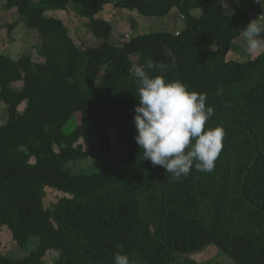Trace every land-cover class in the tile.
I'll list each match as a JSON object with an SVG mask.
<instances>
[{
	"label": "trees",
	"instance_id": "obj_1",
	"mask_svg": "<svg viewBox=\"0 0 264 264\" xmlns=\"http://www.w3.org/2000/svg\"><path fill=\"white\" fill-rule=\"evenodd\" d=\"M259 14L264 0H245ZM40 38L42 62L30 54L17 60L0 54V102L8 118L0 125V227L27 249L20 259L0 251V264H113L122 249L130 264H189L188 255L213 245L235 264H264V50L241 62L227 59L234 40L251 20L223 0H4ZM73 11L97 41L77 46L63 21L47 11ZM106 5L164 17L176 8L185 28L110 42L112 25L99 17ZM201 9L199 16L192 11ZM18 21L5 25L8 35ZM131 27L136 23L132 20ZM175 66L179 80L206 96L214 114L205 128L225 131L222 151L210 173L193 168L179 181L143 159L133 137L138 104L137 66L151 60ZM147 70V69H145ZM150 72V75H156ZM255 80L233 95L232 84ZM22 83L14 88V83ZM25 103L22 113L18 107ZM75 113L79 122L63 128ZM121 158L98 172L71 173L65 166L109 151ZM56 148V150H55ZM34 160L32 163L31 160ZM65 196L45 207V188Z\"/></svg>",
	"mask_w": 264,
	"mask_h": 264
},
{
	"label": "clouds",
	"instance_id": "obj_2",
	"mask_svg": "<svg viewBox=\"0 0 264 264\" xmlns=\"http://www.w3.org/2000/svg\"><path fill=\"white\" fill-rule=\"evenodd\" d=\"M240 36L247 52L264 48V23L258 19L250 21ZM164 53L171 58V64L149 60L135 69L139 99L134 107L137 134L133 139L142 150L143 159L171 173L173 181H179L193 168L202 173L214 170L225 131L219 126L205 128L214 109L206 106L204 94L188 90L179 80L165 79L167 71L175 66V56L167 47ZM113 264H130V259L121 249L114 254Z\"/></svg>",
	"mask_w": 264,
	"mask_h": 264
},
{
	"label": "rangeland",
	"instance_id": "obj_3",
	"mask_svg": "<svg viewBox=\"0 0 264 264\" xmlns=\"http://www.w3.org/2000/svg\"><path fill=\"white\" fill-rule=\"evenodd\" d=\"M37 3L38 0H32ZM224 9L229 12L235 5L244 7L248 10L251 20H256L264 23V3L261 5L259 14L251 10L245 0H223ZM201 9H195L192 14L199 16ZM47 16L61 19L68 29L69 36L73 42L80 47L95 46L97 41L94 39L89 29L85 25V19L79 17L73 11V5H69L65 11L53 10L47 11ZM100 18L107 20L112 25V36L110 42L113 44H121L129 38L138 35L156 32H170L177 34L184 30L185 24L180 17L176 8H173L170 14L164 17H153L141 15L136 10L116 9L111 5H106L104 10L99 15ZM136 23V27H131V21ZM17 22L16 26L8 35L5 25ZM40 43V38L35 30H30L26 27L24 22H21L18 14L14 9L8 10L5 8L4 0H0V54L9 56L12 60H17L23 54H30L35 62H42V59L37 55L36 48ZM246 42L242 37L234 40L232 49L230 50L227 59L236 61H247L259 55L264 48L255 52L249 53L246 50ZM255 80L251 82L232 84L228 86L227 91L230 94L238 95L246 92L255 84ZM22 83H14V88L21 87ZM25 109V103L18 107V111L22 113ZM8 118L7 107L0 102V125ZM80 118L79 113H75L68 123L63 128L64 133H70L78 124ZM107 131L112 141V148L109 151H101L96 149L93 154L77 162H69L65 168L71 173L76 174L80 172L92 173L104 169L109 164L121 158L123 150L118 148L114 142V131L108 127ZM56 150V148H55ZM33 163L34 160L32 159ZM44 205L51 207L58 199L65 195L55 191L51 188H45ZM36 247V239L33 238L28 244L27 249H23L13 240L11 231L6 227H0V251L3 255L20 259L29 254L31 250ZM189 264H235L224 253L220 252L217 247L210 245L200 252L188 255ZM58 258V251H48L43 257L45 264H51Z\"/></svg>",
	"mask_w": 264,
	"mask_h": 264
},
{
	"label": "crops",
	"instance_id": "obj_4",
	"mask_svg": "<svg viewBox=\"0 0 264 264\" xmlns=\"http://www.w3.org/2000/svg\"><path fill=\"white\" fill-rule=\"evenodd\" d=\"M193 11H194V10H193ZM193 11H192V12H193ZM180 17H181V16H180Z\"/></svg>",
	"mask_w": 264,
	"mask_h": 264
}]
</instances>
